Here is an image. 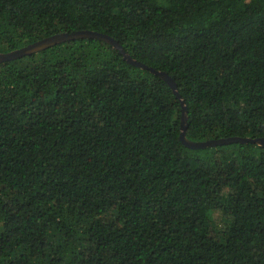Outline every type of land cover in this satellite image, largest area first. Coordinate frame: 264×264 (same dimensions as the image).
Wrapping results in <instances>:
<instances>
[{"label":"trees","instance_id":"trees-1","mask_svg":"<svg viewBox=\"0 0 264 264\" xmlns=\"http://www.w3.org/2000/svg\"><path fill=\"white\" fill-rule=\"evenodd\" d=\"M83 30L188 140L264 138V0H0V54ZM182 116L100 40L1 63L0 264H264V147Z\"/></svg>","mask_w":264,"mask_h":264},{"label":"water","instance_id":"water-1","mask_svg":"<svg viewBox=\"0 0 264 264\" xmlns=\"http://www.w3.org/2000/svg\"><path fill=\"white\" fill-rule=\"evenodd\" d=\"M83 39H94V40H100L103 42H106L110 45H112L116 50H118L124 57V59L131 65L137 66L144 70H149L153 74L157 75L161 79H163L172 89V91L175 93L177 98L181 101L182 107H183V116L181 121V135L180 139L182 143L188 147L189 149L199 150V149H205V148H214L218 146H224V145H230V144H247V143H253L258 144L260 146L264 147V138H258V139H251V138H243V137H232L228 139H214V140H208L205 142H192L187 139V125H188V110L185 105V102L182 100V97L178 91V85L175 82V80L166 72L158 71L152 67H149L148 65L136 61L133 59L123 48V46L114 38L107 34H103L96 31H89V30H83V31H76L73 33H61L56 34L50 37H47L43 40H40L38 42L32 43L30 45H27L23 48L8 52V53H2L0 54V64L5 62L14 61L23 57L31 56L33 54L42 52L44 50H47L51 47H54L56 45L75 41V40H83Z\"/></svg>","mask_w":264,"mask_h":264}]
</instances>
